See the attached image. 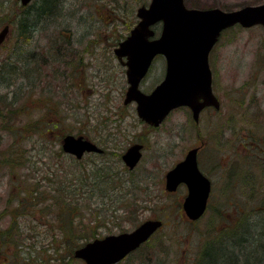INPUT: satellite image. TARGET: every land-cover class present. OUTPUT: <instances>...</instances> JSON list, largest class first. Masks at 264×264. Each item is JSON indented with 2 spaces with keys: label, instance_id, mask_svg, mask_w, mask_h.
Instances as JSON below:
<instances>
[{
  "label": "rangeland",
  "instance_id": "1",
  "mask_svg": "<svg viewBox=\"0 0 264 264\" xmlns=\"http://www.w3.org/2000/svg\"><path fill=\"white\" fill-rule=\"evenodd\" d=\"M149 1H66L68 11L71 10L63 13L66 22L54 21L50 24L51 27L54 24L50 36L40 39L42 47L46 46L47 53L50 52L45 53L46 57L52 59L57 54L56 39L68 40L65 33L71 30L79 34L85 28L87 32L96 29L99 33L96 47L101 48L99 60H93L91 69L85 71L87 77L74 86H66V81L57 77L59 74L53 69L58 65L49 60L45 75L50 80L44 81L43 87L33 88L34 66L29 60L34 53L30 42H18L19 51L13 54L12 36L0 49V264H85L73 257V245L84 244L93 236L103 238L131 232L144 221L156 219L163 222L161 229L119 264H198V260L212 264L216 260L213 252L220 246H208L209 257H201V252L205 245L220 238L222 245H227L225 250L239 258L236 264H264V254L260 255L256 249L264 243L259 236L264 219L261 217L264 213V30L260 26L229 29L210 53L213 91L222 99V110L206 112L198 128L202 138H207L206 131L222 128V148H208L200 161L203 170L209 171L210 161L204 159L214 153L213 161L222 162V171L221 176L209 173L213 181L211 204L200 219L191 222L181 206L186 189L180 186L170 193L164 188L166 172L195 145L197 131L187 110L173 111L157 131H152L137 117L133 104L122 106L117 93L123 90V81L113 83L116 96L108 99L109 94L99 96L105 93L104 89L94 93L97 88L91 78L96 71L104 74L103 47L124 37L129 24L126 18L129 16L131 25L137 7ZM16 2L0 0V21L13 16ZM263 2L184 0L188 8L224 11ZM62 4L63 0H52L49 17L61 15ZM32 5L37 13L46 4L44 0H35ZM81 11L84 17H94L93 27V20H85L86 25L76 21L74 13ZM47 18L41 12L34 19L41 25ZM106 30L112 33V40L102 38ZM16 58L18 69L13 65ZM164 61L158 57L148 77L140 83L146 93L162 79ZM7 108L18 110L7 111ZM122 112L125 117L117 118ZM68 134L103 145L107 154L87 155L73 162L70 156L60 152L59 140ZM139 142L144 144L142 158L130 171L120 157L131 144ZM82 172L97 178L116 174L117 181L108 186L85 185L87 194L94 198L82 203L83 206L79 203L74 210V198L66 200L65 206V191L59 190L67 186L74 197L75 184L79 187L81 181L72 175L81 176ZM82 191L79 190L78 196H82ZM41 196L45 201L35 205ZM30 202H34L33 209V206L27 208ZM241 220L247 223V230L242 232L243 241L236 243L227 236L228 229L235 228ZM226 264H233L232 260Z\"/></svg>",
  "mask_w": 264,
  "mask_h": 264
},
{
  "label": "water",
  "instance_id": "2",
  "mask_svg": "<svg viewBox=\"0 0 264 264\" xmlns=\"http://www.w3.org/2000/svg\"><path fill=\"white\" fill-rule=\"evenodd\" d=\"M30 0H20L25 5ZM139 21L125 40L115 49L118 58L126 57L128 88L124 104L135 103L137 117L152 127H158L167 115L179 107L194 109V116L203 106L218 108L212 92L209 53L221 33L236 25L264 29V2L224 11L219 8H187L184 0H150L147 7L137 11ZM161 24L159 36L153 29ZM7 32H0V41ZM162 55L166 62L164 79L150 93L140 91L139 83L152 59ZM202 102H199V100ZM64 152L81 159L84 153H101L95 144L81 136L66 135L62 140ZM142 145H131L121 160L132 170L141 159ZM180 184L187 188L182 209L190 221L205 212L210 192L209 180L199 171L196 149L165 174L164 188L174 192ZM162 226L160 220H147L129 233L94 239L76 249L73 256L85 264H114L146 242Z\"/></svg>",
  "mask_w": 264,
  "mask_h": 264
},
{
  "label": "flooded vegetation",
  "instance_id": "3",
  "mask_svg": "<svg viewBox=\"0 0 264 264\" xmlns=\"http://www.w3.org/2000/svg\"><path fill=\"white\" fill-rule=\"evenodd\" d=\"M16 1H17L16 2V10H15L13 16L10 19H1V21H0V26H1L0 27V32L2 31V29L4 27L7 28V32H6L5 36L0 41V49H3L5 43H8L12 36H13L12 40H14V45L12 47L13 54H17L18 51H19L18 42H21V41H24V40H27V41L30 42V44L32 46L31 50L34 53L33 56L29 60V62L32 61V65L34 66V68L32 70L33 76L31 77V86L33 88H35L36 86H42L43 87L44 83H45L44 81H48V79L50 80L49 76L45 75L46 67L49 64L48 63L49 60L51 62H53L54 65L55 64L58 65V66H56L57 68H54L53 70H56L58 72L59 75L57 77L62 78L63 81H66V86L68 84L74 86L75 83L82 82L87 77V74H86L85 71L88 68L91 67V65L93 64L92 61L93 60H96V61L99 60V52H100L99 49H101V48H97L96 47L98 39H99L98 38L99 33H97V30L96 29H93V30L89 29V31L87 32V29L85 28L84 32H81L79 34L78 33L75 34V32H72V30L69 31L68 33H65V35L67 36L68 40H65L66 38H64V37L63 38L58 37L56 39L57 41H55L56 42V48L54 49L57 54H54V57L52 59L51 58H47L45 53H47L48 51H46L47 50L46 46L42 47L40 39L43 40L44 38H46L47 35L50 36L49 30H52L53 27H54V24H53V27H51L50 24L53 23L54 21L56 22V20H57L59 23L66 22V15H63V13L64 12H66V13L71 12V10L68 11L69 7L67 8V6H66V1L67 0H63V4L60 6L61 8L59 9V12L61 13V15L59 13H56L55 16H53V17L47 16L48 18L45 19L44 21H42L41 25H40V23H36L34 17L32 16V13L34 11H36V9H33L34 6L32 5L33 1H35V0H30L25 5L21 4L20 0H16ZM47 2H48V5H50L52 0H47V1L44 0V4H46V6H47ZM149 3H150V1H149ZM148 4L144 3V4H141L139 7H137V9L135 11V14H134V19H133V21L131 20V23L133 25L132 24L130 25L129 16H128V18H126L127 20H129L128 21L129 24H128L127 28H126L127 29V31H126L127 34L124 37H121L120 39L116 40V42H114L113 44H108L107 43L108 47L106 46V48L103 47L102 53L105 54V58H104V60H105L104 74L101 75V73H98V71H96L95 73H92V75H91V78L93 79V83L95 82L94 83V87L97 88L94 93L98 94V92L100 93L102 91L100 89H104L103 91L105 93L102 92V96L101 95H99V96L103 97L104 94H107V95L109 94L108 99L115 98V96H116V93L114 92V88H113L114 87L113 83L115 84L118 81H123L124 82V88H123V90L121 92L117 93V95H119L118 97L122 100V106L123 107H128L131 104H133L135 106V103L132 102V103H129V104H124L125 93H126V90L128 88V80H127V75H126L127 67H126V65H124V63L126 62V57L123 56L121 58H118L117 54L115 53V49L119 46L120 42H122L123 40L126 39V37L129 35L131 29L139 21V18L137 16L138 9L140 7H142V6L147 7ZM53 8H57V6H54ZM20 11L21 12L23 11V13H26L27 16L20 15L19 14ZM74 14L77 17L76 21L78 23H80V24L83 23V24L86 25L85 20L86 21L87 20H93L91 27L94 26L93 25V23L95 22V19H93L94 17H84L83 11H81V13H76L75 12ZM58 19H60V20H58ZM114 21H116V20H114ZM57 33L59 34L60 32H57ZM76 35H77V38H74V36H76ZM221 36H222V33L220 35V38H219L218 42L220 41ZM112 37H113L112 33L109 30H106V33L102 34V38L104 40H106V41L112 40ZM214 47H213V49H214ZM49 53H47V54H49ZM35 55H37V59H36ZM158 57L164 59L161 55L155 56L154 59L152 60V63L150 65V67L148 68L146 74L144 75V77H143V79L141 80L140 83H142V81L145 80L148 77V74L152 70L153 63L156 61V59ZM209 58H210V56H209ZM17 64H18V61H17V58H16V61L13 63V65H14V67H16L18 69ZM209 66H210V64H209ZM165 68H166V64H165V61H164L163 69H161V73H160V76H162V72H163V77L160 80V82L163 80V78L165 76ZM210 70H211V68H210ZM211 73H212V82L214 84V74H213L212 70H211ZM57 77H54V78H57ZM96 82H98V83H96ZM160 82L158 84H160ZM158 84H156L150 91H152ZM139 88H140V90L143 93H146L145 91H143L141 89L140 85H139ZM148 93H146V94H148ZM217 100H218V105H219L218 108H215L213 106H203V107H201L198 110L196 116H194V109L189 108V107H179V108L173 110V111H175V110H178V109L179 110L180 109L181 110L182 109H186L188 114H189V116H190L191 125L194 127V130L197 131L196 134L194 135L195 138H196L195 139V145L192 146L191 148H189L188 151L191 150V149H196V160H197L198 169L200 170V172L210 182L211 190H210L208 205L211 204V193H212V185H213L212 177H211V175H209V173H212L213 175L215 173H219L220 176H221L220 171H222V162L218 163V161H217L215 163L213 161V158H216L215 154L214 153L213 154H211V153L208 154V156L204 160L210 161V164L208 166L209 171L205 172L203 170L202 166H201L202 162L200 161V157H201V155H203L204 152H207L208 148H211V147L212 148L214 147L213 149L222 148V128L220 129V131H206L204 133V136L208 135L207 138L206 137L202 138V135H201V133L199 131L200 128H198V126H199L200 122L202 121V116L206 112L215 113L216 111H219L220 109L222 110V99L217 97ZM109 102H112V100H109ZM199 102H202V100L200 99ZM173 111H171L170 114ZM170 114H169V116H170ZM116 116H117V118L120 117V118L123 119L125 117V113L122 112L121 114H118ZM158 127L148 126L147 128H149L152 131H157ZM238 130L241 131L242 129H238ZM65 136L66 135L61 137V139L59 140V142H60L59 143L60 152L62 154L70 156L72 161L79 162L80 160H82L87 155H93L95 157H104V155L107 154V150L105 148H103V145L102 146H97L94 142H92L88 138L82 136L84 139H86V140L90 141L91 143L95 144L99 149L102 150V152L101 153H96V152L87 153L86 152V153L83 154L84 156L80 160H76L73 155L65 153L63 151V149H62V142H63L62 140H63V138ZM134 144L142 145V151L144 150V144L143 143L139 142V143H133L131 145H134ZM245 146H247V144ZM46 151H47V149L44 148L45 156H47L46 155ZM263 152H264V150H263ZM49 155H50V153H49ZM184 157H183V159H184ZM164 181H165V178H164ZM79 185H80L79 187H77V185H76V190L77 189L79 190V188L81 187L80 182H79ZM180 186H183L186 189V194H187L186 186L183 185V184L180 185ZM180 186H178V188ZM177 189L174 192H176ZM186 194H185V196H186ZM42 201H45V197H43V196H41V198L38 201L35 202V205H38L39 202H42ZM79 203H80V201L78 202V204ZM78 204L77 203L75 204L74 210H77ZM31 206H33L32 207V209H33L34 208V202H30L29 204H27V208L31 207ZM75 214L77 215L78 213L75 212ZM157 220H159V219H157ZM49 224L50 223H47L46 225L49 226ZM158 229L153 235H155L161 229V227H160L159 230ZM0 240H1V236H0Z\"/></svg>",
  "mask_w": 264,
  "mask_h": 264
},
{
  "label": "trees",
  "instance_id": "4",
  "mask_svg": "<svg viewBox=\"0 0 264 264\" xmlns=\"http://www.w3.org/2000/svg\"><path fill=\"white\" fill-rule=\"evenodd\" d=\"M47 8V9H46ZM48 8H51L52 9V7H51V5H45V6H42L41 8H40V11H38L36 14H35V17L34 18H36V15H38V14H40L41 12H42V14H44V15H46V16H52V11L50 10V9H48ZM45 10H46V12H45ZM20 15H23V16H27L26 15V13H23L22 12V14H20ZM55 16V15H54ZM40 17H41V15H39V19L38 20H40ZM22 22V21H21ZM35 22H37V21H35ZM235 27H239V26H235ZM234 28V27H233ZM233 28H231V29H233ZM224 32H226V31H224ZM223 32V33H224ZM25 35V34H24ZM32 87V86H31ZM14 110H18V109H12V108H10V110L7 108V111H14ZM73 162H75V161H73ZM76 163V162H75ZM82 175L81 176H79V175H72L74 178L73 179H76V181L77 180H79V181H81V187L79 188V190H83L82 191V193H80V195H82V196H78L79 195V190L77 189V190H75V192H76V194H75V192H74V194H75V196L73 197V196H71V193L69 194V192L67 191V186H66V189H63V190H59L60 192H63V191H65V202H64V204H65V206L67 205V202H66V200H68L69 198H74V202L75 203H77L78 204V202L80 201V203H81V205L83 206V204H87V202H89V201H91L93 198H94V195H88L87 193H88V189L85 187V185H88V184H100L101 186H108V185H110V184H112V183H114L115 181H117V179L115 178L116 176V174L115 175H102V177L101 178H97L96 177V175H88V174H86V173H84V172H82L81 173ZM101 173H99L97 176H99ZM75 176H77V177H75ZM74 183H76V182H74ZM75 185H78V184H75ZM82 185H84V187H82ZM78 187V186H77ZM103 188V187H102ZM53 191H56V189H53ZM98 193V192H97ZM83 203V204H82ZM75 206V205H74ZM263 212H264V209H263ZM261 217H263L264 218V213H262V215H261ZM259 221V220H258ZM247 223H245L243 220H241L240 222L238 221L237 222V224H235V228H232V229H228L230 232L228 233V235L227 236H229V237H232V240H234L233 242H236V243H241L243 240V236L242 235H244V233H242V232H244V231H246L247 230V225H246ZM232 231H234V232H232ZM241 233V234H240ZM234 234V235H233ZM240 234V235H239ZM231 235V236H230ZM154 236V235H153ZM152 236V237H153ZM259 236H261V238L262 239H264V219H263V225H262V230H261V232H260V234H259ZM94 237L95 236H93L92 237V239H94ZM151 237V238H152ZM150 238V239H151ZM227 238V237H226ZM150 239L146 242V243H148L149 241H150ZM222 238H220V240H218V241H213V242H211L210 244H208V245H205V247L202 249V252H201V257L203 256H205V257H209V254H208V252L206 251V249L208 248V246H220L219 248L218 247H216L215 248V251L213 252V258H216V260H213L212 261V264H226L227 262H229V260L231 259L232 260V263L233 264H236V262H238V259L239 258H237V256H235V255H233V253H230V252H228V251H226L225 250V247L227 246L226 244H223L222 245ZM145 243V244H146ZM260 246H262V248L263 249H261V247ZM78 247H80V244H76L75 246L73 245V247H71V252L73 253V251L76 249V248H78ZM233 248H237L236 247V244L234 245V243H233V246H232ZM72 248H74V249H72ZM239 248V247H238ZM218 249V250H217ZM256 249H257V251L260 253V255L261 254H264V243H263V245L262 244H260L259 245V247H256ZM73 250V251H72ZM231 254H232V256H231ZM216 256V257H215ZM231 256V257H230ZM200 257V258H201ZM199 258V259H200ZM256 263H258V261H256ZM198 264H203L202 262L200 263V260H198Z\"/></svg>",
  "mask_w": 264,
  "mask_h": 264
}]
</instances>
